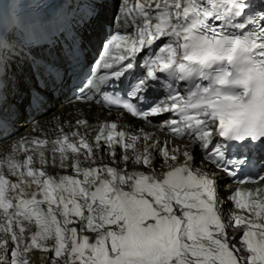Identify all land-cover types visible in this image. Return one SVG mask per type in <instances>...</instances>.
Segmentation results:
<instances>
[{"label": "snow or ice", "instance_id": "1", "mask_svg": "<svg viewBox=\"0 0 264 264\" xmlns=\"http://www.w3.org/2000/svg\"><path fill=\"white\" fill-rule=\"evenodd\" d=\"M103 2L0 0V145L11 141L0 152V264H33L34 252L45 264H264V0H119L89 61L86 29ZM23 66L33 103L54 86L83 106L56 117L51 135L37 124L42 135L15 136L5 103ZM93 107L119 118L92 122ZM154 126L195 141L200 165L240 177L228 189L240 211L225 216L222 177L145 131Z\"/></svg>", "mask_w": 264, "mask_h": 264}, {"label": "bare ground", "instance_id": "2", "mask_svg": "<svg viewBox=\"0 0 264 264\" xmlns=\"http://www.w3.org/2000/svg\"><path fill=\"white\" fill-rule=\"evenodd\" d=\"M15 91V90H13ZM15 95H17V92H15ZM50 102L51 103H54L55 101H52L50 99ZM58 101L56 100V103ZM59 103V102H58ZM81 107H83L82 105L80 104H76V105H72V106H69V107H63V108H59L58 107V111H56L53 115H49L47 117L44 118H40L41 121L43 122L42 124V129L47 132L49 135L52 134L51 130L53 129L55 123H56V120L55 118L56 117H60L64 120H67V119H74L77 115H78V109H80ZM19 114V111L17 112V115ZM119 118V113L118 112H109L107 110H105L104 108H101V107H93L90 112H89V119L92 121V122H96V121H105V120H112V119H118ZM45 121V122H44ZM124 123L132 126V127H138V121L137 120H134L130 117H126L125 120L123 121ZM148 132H153L151 130H148ZM155 135L157 137H159L161 140H167L171 143H175V144H179L181 146V150H183V147L185 144H187L186 142H183L181 140H174L168 136H162L156 132H154ZM37 134H41L42 133H36L33 131V128L28 126V123H24L20 126V128L18 129V131H16L15 133V136L16 137H30V136H34V135H37ZM11 146V141H8V142H5L3 143L2 145H0V152H6L9 147ZM138 147V150H140L142 148V144H138L137 145ZM190 150H193L194 149V155L196 156V160H197V166L199 167H203V165H200L199 164V161H201V158H200V153L196 150V147L195 146H190L189 147ZM104 162L105 163H108L109 162V159L107 157V155H105L104 157ZM156 164H157V168L158 170L160 171H163V170H167V165L164 164L162 165V162L160 161L159 157H157V160H156ZM132 167H136L135 165H133ZM204 168V167H203ZM137 170H143V171H148L147 169H143V168H138ZM205 171H214L212 170L211 168H204ZM49 171H55V172H61L60 169H49ZM215 172V171H214ZM219 195L220 197H223V199H221L222 201V204H223V208L225 209L227 206H229L230 202L227 198H225L223 196V194L225 193L224 190H220L219 191ZM223 209V210H224ZM233 211L232 212H237L236 210L232 209ZM229 235H236L238 236L239 235V230L238 229H231L230 232H229ZM32 257H33V264H45V261L44 259H42V254L40 252H34L32 254Z\"/></svg>", "mask_w": 264, "mask_h": 264}]
</instances>
